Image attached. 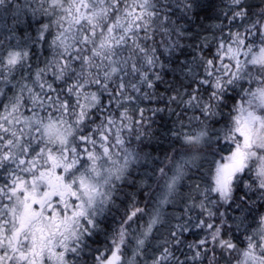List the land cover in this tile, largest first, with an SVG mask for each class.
<instances>
[{"label": "clouds", "instance_id": "1", "mask_svg": "<svg viewBox=\"0 0 264 264\" xmlns=\"http://www.w3.org/2000/svg\"><path fill=\"white\" fill-rule=\"evenodd\" d=\"M0 264H264V0H0Z\"/></svg>", "mask_w": 264, "mask_h": 264}]
</instances>
